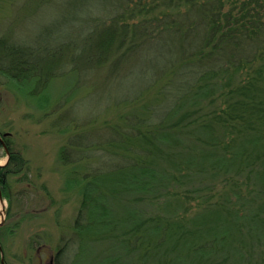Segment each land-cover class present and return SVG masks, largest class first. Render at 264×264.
Instances as JSON below:
<instances>
[{
	"label": "trees",
	"instance_id": "obj_1",
	"mask_svg": "<svg viewBox=\"0 0 264 264\" xmlns=\"http://www.w3.org/2000/svg\"><path fill=\"white\" fill-rule=\"evenodd\" d=\"M105 2L111 12L86 20L85 61L138 79L95 142L74 135L59 150L78 206L53 264H264V0ZM34 52L1 35L0 84L53 115L58 70ZM3 141L11 205L9 180L26 181L29 163Z\"/></svg>",
	"mask_w": 264,
	"mask_h": 264
},
{
	"label": "rangeland",
	"instance_id": "obj_2",
	"mask_svg": "<svg viewBox=\"0 0 264 264\" xmlns=\"http://www.w3.org/2000/svg\"><path fill=\"white\" fill-rule=\"evenodd\" d=\"M105 1L0 3V36L28 40L35 50V61L43 64L53 61L59 74L54 82L57 102L63 105L58 113L49 112L45 116L0 84V133L7 134L10 150L29 163L26 181H19L22 173L9 180L11 205L3 198L0 202V229H5L0 236V264H50L59 245L61 227L73 221L78 206L76 191L64 190L72 166H62L59 150L74 135L84 139L81 144L95 142L101 129L98 126L104 120L108 123L116 120V114L105 108L111 107L115 99L125 97L128 90H134L131 81L138 78L113 81L108 79V69L97 71L85 61L90 49L86 44L93 40L86 20L98 13L111 12ZM101 73L103 78L99 76ZM70 125L71 131L61 133ZM67 157L72 159L74 154ZM7 162V155L0 148V165Z\"/></svg>",
	"mask_w": 264,
	"mask_h": 264
},
{
	"label": "water",
	"instance_id": "obj_3",
	"mask_svg": "<svg viewBox=\"0 0 264 264\" xmlns=\"http://www.w3.org/2000/svg\"><path fill=\"white\" fill-rule=\"evenodd\" d=\"M6 135H7V134H1V133H0V142H1V145H2L4 151H5L6 155H7V160H8V159H9V152H8V150H7L6 144H5L4 141H3V137H5ZM5 164H6V163H5ZM5 164H2V165H0V166H3V165H5ZM0 202H1V203L3 202V200H2V195H1V191H0ZM1 224H2V223H1ZM2 261H3V259H2Z\"/></svg>",
	"mask_w": 264,
	"mask_h": 264
},
{
	"label": "flooded vegetation",
	"instance_id": "obj_4",
	"mask_svg": "<svg viewBox=\"0 0 264 264\" xmlns=\"http://www.w3.org/2000/svg\"><path fill=\"white\" fill-rule=\"evenodd\" d=\"M50 264H53V260L50 259Z\"/></svg>",
	"mask_w": 264,
	"mask_h": 264
}]
</instances>
